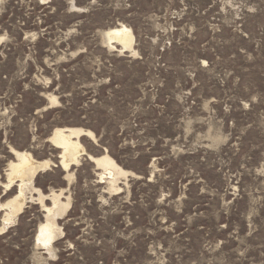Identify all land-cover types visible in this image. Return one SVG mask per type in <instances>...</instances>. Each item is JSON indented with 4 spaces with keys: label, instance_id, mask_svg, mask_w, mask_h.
<instances>
[{
    "label": "rangeland",
    "instance_id": "rangeland-1",
    "mask_svg": "<svg viewBox=\"0 0 264 264\" xmlns=\"http://www.w3.org/2000/svg\"><path fill=\"white\" fill-rule=\"evenodd\" d=\"M55 129L126 177L84 155L67 180ZM10 148L70 208L44 245L32 188L0 210V264H264V0H0L2 184Z\"/></svg>",
    "mask_w": 264,
    "mask_h": 264
},
{
    "label": "bare ground",
    "instance_id": "bare-ground-1",
    "mask_svg": "<svg viewBox=\"0 0 264 264\" xmlns=\"http://www.w3.org/2000/svg\"><path fill=\"white\" fill-rule=\"evenodd\" d=\"M105 40L109 45H111L110 43L113 41L120 43L121 52L131 50L132 48V33L130 29L125 26H120L119 28L108 31L105 35ZM54 101L56 100L54 99ZM81 137H93V134L80 129H55L49 138L52 144H54L55 149L61 151V156L59 157L61 159L60 164L66 172V179L69 181L73 176V174L70 173L71 167L78 165V158L85 155L78 140ZM8 154L12 157V160L8 161L5 167V183L2 184L0 182V189H3V192L5 193L9 192L12 188H15V195L6 200L3 204H0V210H8V218L11 221L15 218L17 213H19L26 199H29L31 202L35 201L32 196L26 198V192L32 188L36 175L39 172L46 170L49 166L54 165L51 161L37 162L33 159L31 154L26 151L18 152L13 148H10ZM85 156L91 163H93L96 169L100 171L98 175L99 180L101 182L104 179L109 180L112 188H114V185L118 181V177H126L128 173L120 169V167H118L107 155L98 158H93L89 155ZM32 191L36 192L38 196L36 201H38L44 209V223L40 226L36 236L37 243L44 245L47 238L50 237L48 232H52V238L59 236L58 234L60 231L57 228L56 221H59L61 217L69 211L70 202L69 198H66L65 202L60 201V199H62V192L55 194L53 191L51 194L43 195L38 189H34V187L32 188ZM49 200L51 205L50 207H46L43 204V201ZM5 220L3 221V228L8 224Z\"/></svg>",
    "mask_w": 264,
    "mask_h": 264
}]
</instances>
